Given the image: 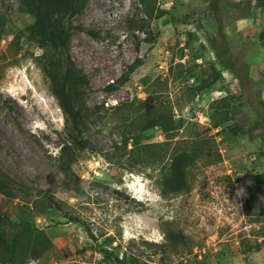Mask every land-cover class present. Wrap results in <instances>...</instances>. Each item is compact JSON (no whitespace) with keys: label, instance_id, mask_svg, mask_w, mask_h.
<instances>
[{"label":"rangeland","instance_id":"1","mask_svg":"<svg viewBox=\"0 0 264 264\" xmlns=\"http://www.w3.org/2000/svg\"><path fill=\"white\" fill-rule=\"evenodd\" d=\"M145 2L81 0L66 50L42 55L0 0V231L45 246L21 264H264V3Z\"/></svg>","mask_w":264,"mask_h":264},{"label":"trees","instance_id":"2","mask_svg":"<svg viewBox=\"0 0 264 264\" xmlns=\"http://www.w3.org/2000/svg\"><path fill=\"white\" fill-rule=\"evenodd\" d=\"M21 8L27 12L33 19V22L29 29V36L36 41L38 46L42 48V55L54 54L60 50H66L68 42V23L67 20L70 16L75 14L79 8L81 0H18ZM146 3L145 0H141ZM256 9L263 6L264 0H253ZM147 6V4H146ZM165 10H159L157 17L164 14ZM4 25V18L0 16V35ZM221 33V27H218ZM264 29V24H263ZM218 63L221 65H227V63L217 55ZM73 65L72 61L67 58L66 71ZM52 79V91L58 97V101L64 112L68 115L70 121L75 122L77 115L72 106L70 99L69 86L66 76L60 82L57 79ZM211 82L202 83L197 86V90L207 87ZM222 120V119H221ZM183 121V120H181ZM221 122L215 121L214 125H219ZM164 125V119L160 115L152 116L149 121L144 125V128L152 126ZM227 128L232 133L237 131V125L227 124ZM73 138V136L71 137ZM65 150V146H62L61 153ZM71 158L68 159L70 161ZM172 172L169 176L168 182L176 183L179 176L183 175L184 160L182 157L174 159L172 162ZM255 180H262L264 178V172H260L250 176ZM0 193L8 196H12L13 192L10 188L8 180L4 179L2 174L0 175ZM10 220L5 214H0V227L4 226ZM27 224L23 223L12 236L11 241L6 238L3 231H0V264H21L24 258H37L43 251L44 247L40 246L37 242L32 243L30 246L28 243H24L23 234L28 233L26 229ZM116 264H137V262H127L122 257L115 256Z\"/></svg>","mask_w":264,"mask_h":264},{"label":"clouds","instance_id":"3","mask_svg":"<svg viewBox=\"0 0 264 264\" xmlns=\"http://www.w3.org/2000/svg\"><path fill=\"white\" fill-rule=\"evenodd\" d=\"M157 201H159V197H157Z\"/></svg>","mask_w":264,"mask_h":264},{"label":"crops","instance_id":"4","mask_svg":"<svg viewBox=\"0 0 264 264\" xmlns=\"http://www.w3.org/2000/svg\"><path fill=\"white\" fill-rule=\"evenodd\" d=\"M263 7V6H262ZM261 8V7H260ZM230 70V69H229ZM232 70V69H231Z\"/></svg>","mask_w":264,"mask_h":264}]
</instances>
